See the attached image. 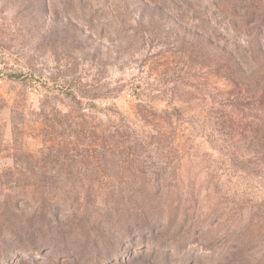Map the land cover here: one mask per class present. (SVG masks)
I'll return each instance as SVG.
<instances>
[{"label":"rangeland","instance_id":"rangeland-1","mask_svg":"<svg viewBox=\"0 0 264 264\" xmlns=\"http://www.w3.org/2000/svg\"><path fill=\"white\" fill-rule=\"evenodd\" d=\"M0 264H264V0H0Z\"/></svg>","mask_w":264,"mask_h":264}]
</instances>
